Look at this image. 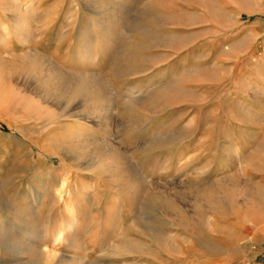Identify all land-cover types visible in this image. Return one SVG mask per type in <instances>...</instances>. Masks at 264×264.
Masks as SVG:
<instances>
[{"label": "rangeland", "instance_id": "rangeland-1", "mask_svg": "<svg viewBox=\"0 0 264 264\" xmlns=\"http://www.w3.org/2000/svg\"><path fill=\"white\" fill-rule=\"evenodd\" d=\"M0 264H264V0H0Z\"/></svg>", "mask_w": 264, "mask_h": 264}, {"label": "crops", "instance_id": "crops-1", "mask_svg": "<svg viewBox=\"0 0 264 264\" xmlns=\"http://www.w3.org/2000/svg\"><path fill=\"white\" fill-rule=\"evenodd\" d=\"M10 236H11L10 239H11L12 242H14V244H15V241H18V239H17V238H14L13 235H10Z\"/></svg>", "mask_w": 264, "mask_h": 264}]
</instances>
